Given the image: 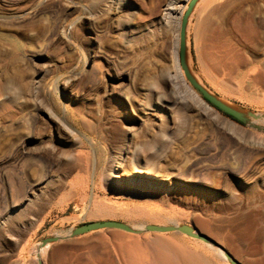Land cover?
Returning <instances> with one entry per match:
<instances>
[{"label":"rangeland","instance_id":"obj_1","mask_svg":"<svg viewBox=\"0 0 264 264\" xmlns=\"http://www.w3.org/2000/svg\"><path fill=\"white\" fill-rule=\"evenodd\" d=\"M116 2L0 0V264H45L43 239L110 220L190 225L242 264H264V0H201L188 28L195 79L262 116L248 124L212 105L208 117L165 109L173 39L156 22L166 0H121L118 10ZM31 135L40 143L25 149ZM127 144L159 181L113 179ZM32 185L46 195L30 205ZM96 209L116 217H93ZM117 232L131 235L89 234L115 241ZM136 235L138 244L119 239V264H153L158 236L202 264H231L184 234Z\"/></svg>","mask_w":264,"mask_h":264},{"label":"bare ground","instance_id":"obj_2","mask_svg":"<svg viewBox=\"0 0 264 264\" xmlns=\"http://www.w3.org/2000/svg\"><path fill=\"white\" fill-rule=\"evenodd\" d=\"M183 1H185V0H166V2L164 3V5H163V7L161 9V13L159 14V17L157 19V22H156V25L159 26V27H161V28H165L166 32L163 31L164 29L162 31L165 32L166 34L168 32V34H170L172 36L171 38L173 39L172 40L173 41V44H172V47H171V56H172V64H171V66L172 67L170 66L171 68L168 70V72H166V74L164 75V78H163V81H164L163 83H164V85L166 86L167 89H166V92H164V94L161 93L162 96H160L159 100H161L162 106L165 109L169 110L170 112L171 111H174L176 109L177 110L178 109H184V110H187V111H197V114L199 113L200 115H205V116L208 117V115L210 113L217 112V111L211 105H209L201 97V95L198 93V91H196L194 89V87L190 84V82L188 81V79H187V77H186V75L184 73V70H183L182 64H181V60H180V28H181V21H182V18H183L184 13L186 12V10L188 8L187 7V4H182L181 3ZM122 5L123 4H122L121 0H117V2H116V7L117 8L116 9L118 10V8H121ZM243 62H245V60ZM236 66L238 67V65H236ZM220 67H222V66H220ZM220 70H222V68ZM222 72H223V70L220 71V73H222ZM240 75H237V76H240ZM258 76L261 77V76H264V75H261V73H260ZM258 76H255V77H258ZM217 78H219V77L217 76ZM262 80H264V79H262ZM248 83H249V81H248ZM203 87H205V86H203ZM250 88H252V87L250 86ZM254 88H255V86H254ZM206 89L211 94L215 95L208 88H206ZM260 94H262V93H260ZM39 109L41 111H44V113H45V109H43V107L40 106ZM171 113H173V112H171ZM48 117L54 123H58V120H56L53 117V115L49 114ZM209 119H211V118H209ZM209 119H207V120H209ZM60 124H58L59 126H57V127H59L60 130H62L63 132H65L67 135H69L70 132H68L67 129H65L62 126V124L61 125ZM63 138H64V136H63ZM39 141L40 140L37 137H35L34 135H31L29 137V141L26 142L24 148L25 149H28L27 148L28 145L33 144V143L39 144L40 143ZM129 144H127L126 146L124 145L125 147L122 148L118 152L117 156L115 157V160L116 161L111 165L110 175H112L113 179H115L116 181H118L120 183H124V184H128V183H130V184H141V183H145V182H147L149 180L150 181L151 180L152 181H159L160 178H155L152 175L153 173H155L153 171V168H154L153 166L154 165L152 166L153 168L151 167L152 169H150V167L148 168V166H144L143 167L140 164H138V157H137L138 156V153L135 152V150H134V154L131 153L132 150H131V147L129 146ZM32 150H34L35 152H33ZM32 150L30 152L32 156H34L35 154H38V152H39V151L37 152L36 149H32ZM43 151H41V152H43ZM262 153H264V152L262 151ZM28 155H30V154H28ZM129 155H132V156H130L131 157V160L129 158ZM38 156H39V154H38ZM40 156H41V154H40ZM34 158H37V157L35 156ZM34 158H32V159H34ZM82 158L80 160H82ZM102 158H103V156H102ZM125 158H127V159L129 158L130 161L134 162V165L131 167L130 170L128 169L127 162H125ZM81 162H85V161L82 160ZM38 186H36V185L33 186L32 185V187L29 188V190L26 193L27 196L25 198V202L28 201L29 204L31 205V204H34L35 202H37L38 199L40 201H43V199H45L44 197H45L46 193L44 191H41L40 190L42 187L41 188H38ZM37 190H40L41 192L40 193H37ZM24 192H26V191H24ZM31 195H33V196H31ZM99 206H100V204H99ZM103 208H105V207H103ZM92 211H91V215L93 217H97V216H102V217L103 216H105V217L106 216H110V215H107L105 212H103L104 210L101 211V210H97L96 209L95 211H93V212ZM112 211H113V209H112ZM121 212H123V211H121ZM111 214H113V213H111ZM110 217H112V216H110ZM115 217H112V218H115ZM145 226L146 225H141V226H135V225H133V228H135L137 230H143L145 228ZM129 234H131V233H129ZM116 235H117V237H121L122 242L123 241L124 242H128V243L130 242V243H133V244H138L140 242V237H137V235L134 236L135 234H131V235H128L127 234V235H124L121 232H117ZM155 243L157 244V246L155 248V255H154V258L152 257L153 260H151L152 258L150 259L153 264H202L201 257H198V256L193 255L191 253L182 251L181 249H173L172 247H171L172 248L171 249V248H168V247L164 246L163 245V242H162V237H159L158 236L155 239ZM127 246H129V245L127 244ZM49 247H50V245H47V247L43 248V252L46 251ZM134 247H135V245H134ZM216 250L222 256V258H224L225 260H228L225 252L222 249H219L218 248ZM153 253H154V251H153ZM44 254H46V253H44ZM228 262H230V261L228 260ZM131 263L135 264L134 262H131Z\"/></svg>","mask_w":264,"mask_h":264},{"label":"water","instance_id":"obj_3","mask_svg":"<svg viewBox=\"0 0 264 264\" xmlns=\"http://www.w3.org/2000/svg\"><path fill=\"white\" fill-rule=\"evenodd\" d=\"M201 0H190L188 3V8L183 15L181 21L180 28V60L182 64V68L184 73L190 82V84L194 87L196 91L201 95V97L209 104L223 112L224 114L232 117L234 120L241 124H248L251 122V119H260L262 116L256 114L254 112H245L240 110L232 105H228L226 102L221 100L218 96L211 94L205 87H203L197 79H195V75L192 72L190 66V58L188 51V28L190 25L191 17ZM101 230H120L131 234H141L143 232H153V233H180L187 235L193 239L201 240L203 242L212 243L217 248L223 249L227 258L229 259L231 264H242L238 261L231 253H229L223 246L214 242L209 236L202 233L197 228L190 225H171V226H161L149 224L146 225L143 230H137L133 228L131 225L119 222V221H100V222H90L83 224L79 227L71 229V232L66 237L61 236H51L42 240L40 250L47 247V245H51L52 243L59 241L65 238H75L85 234H89L96 231ZM40 264H44L42 260L39 261Z\"/></svg>","mask_w":264,"mask_h":264},{"label":"crops","instance_id":"obj_4","mask_svg":"<svg viewBox=\"0 0 264 264\" xmlns=\"http://www.w3.org/2000/svg\"><path fill=\"white\" fill-rule=\"evenodd\" d=\"M119 256L118 238L85 234L52 243L45 264H119Z\"/></svg>","mask_w":264,"mask_h":264},{"label":"trees","instance_id":"obj_5","mask_svg":"<svg viewBox=\"0 0 264 264\" xmlns=\"http://www.w3.org/2000/svg\"><path fill=\"white\" fill-rule=\"evenodd\" d=\"M221 112V111H220ZM226 115V114H225ZM228 116V115H227ZM229 118H231L232 120H234L232 117H230V116H228ZM234 121H236V120H234Z\"/></svg>","mask_w":264,"mask_h":264}]
</instances>
